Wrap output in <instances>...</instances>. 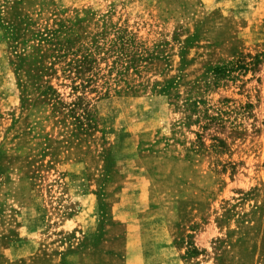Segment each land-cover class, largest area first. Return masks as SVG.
<instances>
[{
	"label": "rangeland",
	"instance_id": "1",
	"mask_svg": "<svg viewBox=\"0 0 264 264\" xmlns=\"http://www.w3.org/2000/svg\"><path fill=\"white\" fill-rule=\"evenodd\" d=\"M0 264H264V0H0Z\"/></svg>",
	"mask_w": 264,
	"mask_h": 264
},
{
	"label": "crops",
	"instance_id": "2",
	"mask_svg": "<svg viewBox=\"0 0 264 264\" xmlns=\"http://www.w3.org/2000/svg\"><path fill=\"white\" fill-rule=\"evenodd\" d=\"M12 243V242H11ZM15 245H17V243H15ZM7 246V245H6ZM12 246L11 244H9V247ZM4 255H6V253H4Z\"/></svg>",
	"mask_w": 264,
	"mask_h": 264
}]
</instances>
